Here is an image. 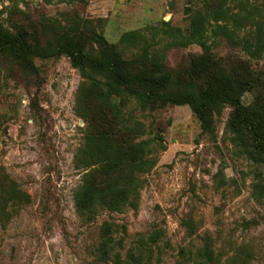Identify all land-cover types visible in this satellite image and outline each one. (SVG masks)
Listing matches in <instances>:
<instances>
[{
  "label": "rangeland",
  "instance_id": "obj_1",
  "mask_svg": "<svg viewBox=\"0 0 264 264\" xmlns=\"http://www.w3.org/2000/svg\"><path fill=\"white\" fill-rule=\"evenodd\" d=\"M190 1L0 0V21L8 25L6 7H18L15 18L24 17L42 45L75 29L89 46L93 32L111 42L133 29L162 35L164 22L187 32ZM249 1L264 9V0ZM168 40L162 37L160 45ZM201 52L198 44L167 52L171 90L187 86L190 54ZM215 54L248 59L225 41ZM34 62L30 72L9 53L0 54V200L2 189L20 192L4 209L0 205V264H264V163L235 143L227 127L230 105L214 113L215 134L209 135L188 105L148 112L128 102L127 118L142 122L141 138L152 140V164L139 173L143 186L134 207L102 209L88 219L74 201L88 171L76 165L87 126L77 110L84 80L65 54ZM251 65L260 80L244 93L245 104L264 98V55ZM105 223L112 224L114 238L107 251ZM156 232L151 261L131 258L138 239Z\"/></svg>",
  "mask_w": 264,
  "mask_h": 264
},
{
  "label": "trees",
  "instance_id": "obj_2",
  "mask_svg": "<svg viewBox=\"0 0 264 264\" xmlns=\"http://www.w3.org/2000/svg\"><path fill=\"white\" fill-rule=\"evenodd\" d=\"M6 8L9 23L0 21V54L9 53L30 72L36 71L35 57L65 54L84 80L77 110L87 126L76 165L88 171L74 191V201L86 218L94 219L102 209L122 212L134 207L143 186L139 173L152 164V140L141 138L146 132L143 123L127 118L125 108L130 101L148 112L167 105H188L200 122L201 132L209 135L215 134L214 113L230 105L227 127L235 143L253 162L264 163V98L252 104L242 100L260 80L251 65V59L264 55V9L260 6L249 0H192L185 9L187 32L169 22H164L162 35L133 29L122 33L117 42L93 32L89 46L75 29L42 45L24 17L15 18L22 11ZM162 37L169 40L160 45ZM220 41L242 49L248 59L217 58L215 48ZM192 44H198L202 52L190 54L188 84L173 91L167 52ZM256 186L260 195L262 184ZM1 192L3 209L20 194L14 188ZM102 229L107 251L114 242L112 224L105 223ZM158 238L157 232L148 239L140 237L137 251L129 250L130 257L141 262L147 256L150 262L151 245ZM205 248L204 254L213 260V250Z\"/></svg>",
  "mask_w": 264,
  "mask_h": 264
}]
</instances>
